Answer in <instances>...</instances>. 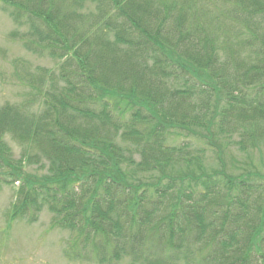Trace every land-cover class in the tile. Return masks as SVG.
Listing matches in <instances>:
<instances>
[{"label":"trees","instance_id":"obj_1","mask_svg":"<svg viewBox=\"0 0 264 264\" xmlns=\"http://www.w3.org/2000/svg\"><path fill=\"white\" fill-rule=\"evenodd\" d=\"M4 1L27 26L26 48L60 61V86L46 88L45 73L28 80L38 107L0 106L13 218L47 206L101 264H264V173L231 174L224 158L231 145L264 149V0ZM172 130L201 148L164 147ZM6 136L45 172L24 175L25 158L13 168ZM116 138L161 176L116 179Z\"/></svg>","mask_w":264,"mask_h":264},{"label":"rangeland","instance_id":"obj_2","mask_svg":"<svg viewBox=\"0 0 264 264\" xmlns=\"http://www.w3.org/2000/svg\"><path fill=\"white\" fill-rule=\"evenodd\" d=\"M10 7V4L0 0V106L18 104L26 98L34 99L36 96L32 95L36 93L37 84L34 82L35 85L33 84L32 87L28 82L30 77L35 80L45 73L43 78L46 88H49V81H51L50 90L53 82L60 86L58 81L60 61L51 59L46 53L41 55L26 48L21 35L27 32V26L21 21L13 20L10 16L12 9ZM39 103L41 101L38 99L35 102L37 107ZM117 139L115 141L120 147L117 148L120 150L123 161L117 165L118 174L112 172L116 179L129 175L130 178L126 179L128 184H145L149 183L150 179L161 176L160 168L155 172H146L142 168H137L136 165L143 160L141 149ZM163 139L164 147L183 148L191 154L201 148L194 137H185L175 130L170 131L169 134L165 133ZM235 140L236 137H233V141ZM1 143L2 151H8L7 156L13 163L11 164L13 168H18L19 161L25 158L21 165L23 168L21 172L24 175H38L45 172V169H40L41 161L38 162L39 164H27L29 152L24 151L23 146L10 137L6 136ZM228 143L231 142L226 144ZM230 147L225 149L224 158L231 174H238L253 167L264 173L262 147L259 151L245 154L237 152L232 145ZM129 162H133L134 165ZM204 163L207 170L217 167L213 154L209 151L204 154ZM175 165L174 167L180 171L186 170L183 165H178V161ZM17 188L18 184H5L0 180V264H101L94 258L89 260L84 255L85 252L72 246L74 239L76 240L75 233L56 225L55 215L48 210L47 206L43 207L39 213L33 214L31 211L33 215L28 213L24 218H13ZM30 216L35 217L33 222H30ZM77 254L81 257H74ZM128 263V259H123L117 264Z\"/></svg>","mask_w":264,"mask_h":264}]
</instances>
